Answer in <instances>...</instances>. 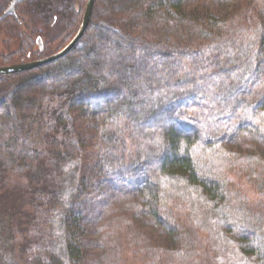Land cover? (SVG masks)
I'll return each mask as SVG.
<instances>
[{
  "label": "trees",
  "instance_id": "obj_1",
  "mask_svg": "<svg viewBox=\"0 0 264 264\" xmlns=\"http://www.w3.org/2000/svg\"><path fill=\"white\" fill-rule=\"evenodd\" d=\"M224 1L95 0L65 57L0 76V144L30 208L22 227L0 215V264H88L86 226L107 193L136 199L163 235L138 248L145 264H264V0H239L238 17ZM86 2L16 4L0 37L17 27L18 46L0 66L59 52Z\"/></svg>",
  "mask_w": 264,
  "mask_h": 264
},
{
  "label": "rangeland",
  "instance_id": "obj_2",
  "mask_svg": "<svg viewBox=\"0 0 264 264\" xmlns=\"http://www.w3.org/2000/svg\"><path fill=\"white\" fill-rule=\"evenodd\" d=\"M235 9L237 13L233 12ZM218 10L223 16H229L233 12L238 17L244 11V6L240 4L239 0H227L220 3ZM23 11V16L29 20L31 29L40 30L41 24L35 14L32 15L28 9L23 8ZM19 32V28L12 27L4 33L3 37H0V54L11 53L17 48ZM42 44L45 43L40 38H36L38 50L42 48ZM54 44L56 42L50 45L53 46ZM130 153L131 149L125 142L126 156H129ZM18 170L8 160L6 151L0 144V215L4 218L13 219L12 224L16 228L23 226L24 216L30 212L26 183ZM235 181L241 188L242 194L254 204L258 198L254 188L245 180L243 181V178H236ZM112 194L114 191L111 192ZM106 195L108 198L104 201L106 204L103 203V206L100 205L99 207L95 206L97 211L90 216L88 226H86L90 241L86 248L88 264H145L138 248L147 244L146 238L156 244H163V235L155 225L149 222L148 216L140 212L136 199L121 193H116L111 198H109V193ZM127 244L136 248L134 254L125 251L118 259L114 252L118 248H126ZM15 252H19L18 247ZM15 259L18 264H25L21 255L16 254Z\"/></svg>",
  "mask_w": 264,
  "mask_h": 264
},
{
  "label": "water",
  "instance_id": "obj_3",
  "mask_svg": "<svg viewBox=\"0 0 264 264\" xmlns=\"http://www.w3.org/2000/svg\"><path fill=\"white\" fill-rule=\"evenodd\" d=\"M23 1H25V0H12L0 18L4 19L10 15H13L15 5L18 3H21ZM94 1L95 0H87L80 28H79L78 32L76 33V35L73 37V39L63 49H61L59 52H57V53H55L49 57L39 59L36 61H31V62L22 63V64L8 65V66H1L0 67V76L12 75V74H18V73H22V72L31 71V70L37 69L39 67L50 64L52 62H55V61L65 57L77 45V43L83 37L84 32H85V30L89 24L90 18H91Z\"/></svg>",
  "mask_w": 264,
  "mask_h": 264
},
{
  "label": "bare ground",
  "instance_id": "obj_4",
  "mask_svg": "<svg viewBox=\"0 0 264 264\" xmlns=\"http://www.w3.org/2000/svg\"><path fill=\"white\" fill-rule=\"evenodd\" d=\"M3 13H4V12H3ZM3 13H2V14H3Z\"/></svg>",
  "mask_w": 264,
  "mask_h": 264
}]
</instances>
